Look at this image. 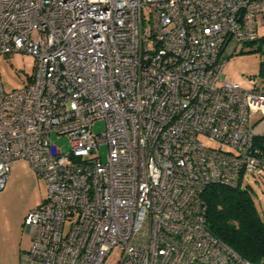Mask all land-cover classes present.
Segmentation results:
<instances>
[{
    "label": "built area",
    "instance_id": "1",
    "mask_svg": "<svg viewBox=\"0 0 264 264\" xmlns=\"http://www.w3.org/2000/svg\"><path fill=\"white\" fill-rule=\"evenodd\" d=\"M260 28L264 0H0V53L33 57L27 83L0 80V189L18 158L47 188L20 264H255L210 233L202 194L264 174V90L221 77Z\"/></svg>",
    "mask_w": 264,
    "mask_h": 264
},
{
    "label": "rangeland",
    "instance_id": "2",
    "mask_svg": "<svg viewBox=\"0 0 264 264\" xmlns=\"http://www.w3.org/2000/svg\"><path fill=\"white\" fill-rule=\"evenodd\" d=\"M225 61L221 77L239 83L243 88L264 90V28L259 29V38L252 42L240 43L231 55L222 54ZM33 70V57L21 51L0 53V80L6 91L17 89L27 83ZM261 113L250 118L255 122ZM105 128L102 119L94 120L93 133H101ZM200 138L207 146L219 144L206 135ZM51 143L63 153L70 148V140L65 134L50 133ZM96 155L102 162L107 161V145L99 146ZM247 186L254 206L264 219V174L254 176L248 172L241 187ZM47 196L46 182L36 173L24 158L14 160L9 169L5 185L0 189V264H20L21 257L31 247L32 236L25 222L26 215L35 209ZM118 250L114 249L107 261L115 264Z\"/></svg>",
    "mask_w": 264,
    "mask_h": 264
},
{
    "label": "trees",
    "instance_id": "3",
    "mask_svg": "<svg viewBox=\"0 0 264 264\" xmlns=\"http://www.w3.org/2000/svg\"><path fill=\"white\" fill-rule=\"evenodd\" d=\"M254 144L264 151V134L256 136ZM202 196L210 233L242 257L264 264V219L254 206L250 189L213 183Z\"/></svg>",
    "mask_w": 264,
    "mask_h": 264
}]
</instances>
